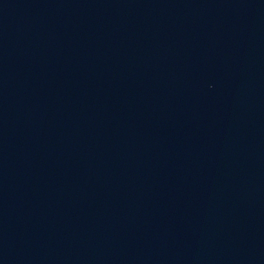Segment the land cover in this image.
<instances>
[{"label":"water","instance_id":"obj_1","mask_svg":"<svg viewBox=\"0 0 264 264\" xmlns=\"http://www.w3.org/2000/svg\"><path fill=\"white\" fill-rule=\"evenodd\" d=\"M0 264H264V0H0Z\"/></svg>","mask_w":264,"mask_h":264}]
</instances>
